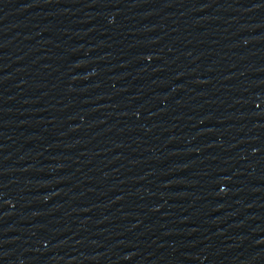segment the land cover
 I'll return each instance as SVG.
<instances>
[{
  "label": "water",
  "instance_id": "obj_1",
  "mask_svg": "<svg viewBox=\"0 0 264 264\" xmlns=\"http://www.w3.org/2000/svg\"><path fill=\"white\" fill-rule=\"evenodd\" d=\"M0 264H264V0H0Z\"/></svg>",
  "mask_w": 264,
  "mask_h": 264
}]
</instances>
